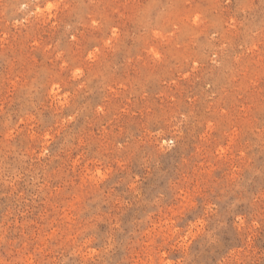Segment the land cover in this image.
Returning a JSON list of instances; mask_svg holds the SVG:
<instances>
[{"label":"rangeland","instance_id":"obj_1","mask_svg":"<svg viewBox=\"0 0 264 264\" xmlns=\"http://www.w3.org/2000/svg\"><path fill=\"white\" fill-rule=\"evenodd\" d=\"M0 264H264V0H0Z\"/></svg>","mask_w":264,"mask_h":264}]
</instances>
